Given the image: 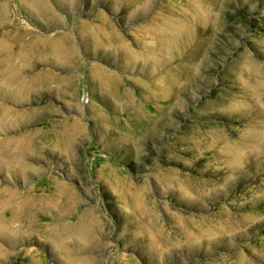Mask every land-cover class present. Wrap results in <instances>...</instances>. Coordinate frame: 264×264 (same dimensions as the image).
<instances>
[{"label": "rangeland", "instance_id": "374dc122", "mask_svg": "<svg viewBox=\"0 0 264 264\" xmlns=\"http://www.w3.org/2000/svg\"><path fill=\"white\" fill-rule=\"evenodd\" d=\"M0 264H264V0H0Z\"/></svg>", "mask_w": 264, "mask_h": 264}, {"label": "bare ground", "instance_id": "6f19581e", "mask_svg": "<svg viewBox=\"0 0 264 264\" xmlns=\"http://www.w3.org/2000/svg\"><path fill=\"white\" fill-rule=\"evenodd\" d=\"M11 203H15L14 201H12ZM4 205V204H3ZM5 206V205H4ZM15 218V217H14Z\"/></svg>", "mask_w": 264, "mask_h": 264}]
</instances>
